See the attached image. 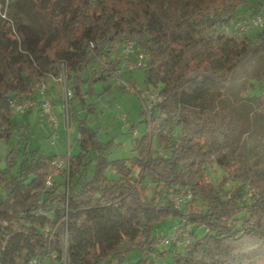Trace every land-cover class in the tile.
Masks as SVG:
<instances>
[{
    "label": "trees",
    "instance_id": "obj_1",
    "mask_svg": "<svg viewBox=\"0 0 264 264\" xmlns=\"http://www.w3.org/2000/svg\"><path fill=\"white\" fill-rule=\"evenodd\" d=\"M156 2L154 9L149 0H67L61 12L48 16L52 38L35 36L20 20L0 25L7 39L0 50V139L14 126L11 101L34 99L40 82L61 75V65L72 92L68 117L75 116V101L93 108L85 97L92 84L112 79L121 64V52H114L127 38L148 52L140 69L146 86L161 96L148 118L142 110L145 130L134 138L130 158L109 160L106 143L83 119L79 151L50 185L45 181L56 154L25 148L18 163L19 149L9 152L7 168L0 170V264L41 263L52 252L57 264H124L133 249L141 256L127 264H152L150 256L163 253L153 231L167 218L204 228L200 236L189 230L190 241L168 264H264V160L254 158L242 137L264 144L258 121L244 109L250 102L264 114V29L242 36L216 68L205 57L195 60L212 48L211 38L197 33L216 25L220 38L228 35L222 29L246 18L237 8L247 0ZM69 22L75 25L69 28ZM172 49L178 59L167 69ZM254 54L260 70L234 81ZM217 84L224 99L206 105ZM181 189L191 200L178 210L169 194Z\"/></svg>",
    "mask_w": 264,
    "mask_h": 264
},
{
    "label": "rangeland",
    "instance_id": "obj_2",
    "mask_svg": "<svg viewBox=\"0 0 264 264\" xmlns=\"http://www.w3.org/2000/svg\"><path fill=\"white\" fill-rule=\"evenodd\" d=\"M156 1L149 0L150 5L154 9L157 7ZM163 1L166 3L167 0ZM66 2L67 0H5L3 6L0 5V25L4 20H10L11 22L20 20L31 25L35 36L52 38L55 36V29L52 27L48 16L53 15L54 12H61ZM259 2L262 4L259 6V9H264V0H247L246 4L237 8V12L243 14L245 17L251 16L255 11L259 10L257 8L253 9ZM262 19H264V14H262ZM73 25H75V22H69V28ZM261 29H264V20H262V23L256 29L246 32L245 35L251 37L255 31ZM220 33V28L216 25L205 27L197 33L198 36L205 37L206 39L211 38L212 48L205 53L195 55V60L205 57L217 68L221 62L227 59L229 53L236 50L238 44L243 39L242 37L237 38L232 34L220 38ZM6 44L7 39L0 30V50ZM122 48L123 45L114 53H120ZM177 59V50H169L165 58L166 68L169 69ZM0 60H2L1 54ZM259 70L258 57L254 54L234 76V81L243 80L245 77ZM5 75L9 76L7 71H5ZM122 77L130 83L127 89L120 88V85L116 84L113 79L92 84L93 90L86 95L85 102L93 104V108L88 110L83 107L81 102L75 101L76 103L72 108L75 116L68 117V119H66L64 109L62 108L64 103L63 87L60 82H53L51 91L54 100L51 110L58 122L57 127L55 128L47 120V109L40 108L39 106L13 113L11 118L14 126L11 134L7 138L0 139V170L7 168V156L13 148H18L20 151L18 163L23 158L21 153L25 148L38 149L45 155L56 154L60 158L76 154L79 151L77 137L78 124L81 119L87 120L89 127L95 131V138L97 140L106 143L105 155L109 160L132 157L135 154L133 151L134 138L145 130L142 102L146 94L154 90V86L151 84L148 87L146 86L142 69L124 70ZM255 83L257 84V82ZM160 86L159 84L158 87L160 88ZM223 89V86L220 84L212 86L204 99L206 105L213 98L215 100L218 98V101H222L224 99ZM83 90L89 92L87 83L83 85ZM35 98L41 101L42 95L38 92ZM249 103L244 109L246 111L250 110L252 119L258 121L260 131L264 132V114L259 113ZM56 106L61 109L58 111ZM134 130L138 132L136 135L133 134ZM55 134H57V137L53 138L52 136ZM242 137L247 147L254 153V158L264 160V144L256 142L248 134H243ZM10 169L11 171H15L16 166L10 167ZM105 172L108 177H114L111 169H106ZM54 178L60 180L57 176ZM175 220L177 218L163 220L155 227L153 236L169 233ZM185 228L193 231L197 236L204 234V228L201 226L191 224ZM179 250V246L175 245L158 247V251L163 253L158 256L152 254L150 256L153 261L152 264H168L172 260L173 255ZM140 256L141 254L138 250H129L125 253L123 262L124 264L134 262ZM116 263L117 260L114 259L112 264ZM41 264H50L49 258H45Z\"/></svg>",
    "mask_w": 264,
    "mask_h": 264
},
{
    "label": "built area",
    "instance_id": "obj_3",
    "mask_svg": "<svg viewBox=\"0 0 264 264\" xmlns=\"http://www.w3.org/2000/svg\"><path fill=\"white\" fill-rule=\"evenodd\" d=\"M262 13L261 12H255L253 15L248 16L246 18L240 19L236 21L233 28H227L224 27L222 31L225 34H232L235 37H242L245 35L246 32L258 27L262 23ZM123 48L121 51V64L119 68L115 71L114 75L112 76V79L114 82L118 85L122 86H129L128 81L122 77V73L124 70H136L144 67L146 64V61L149 57L148 52L141 49L140 45L138 44L135 37L127 38L122 42ZM90 48L93 47V43H89ZM62 72L59 76V80L63 83V96H64V103L62 105V108L64 109L66 119H68V108H69V99L72 96V92L69 89V87L65 83L64 79V73H63V65H61ZM48 84L45 81L40 82L38 91L42 95L41 101L37 99H28L24 101H16L15 99L11 101V106L13 113L19 112L21 110L31 108L34 106H39L40 108L47 109V120L56 128L58 125V122L56 120V117L54 113L52 112V98L47 93ZM161 100V96L155 91H149L146 94L145 99L142 102L143 105V111L146 115V118H148V112L153 104ZM138 132L136 130L133 131V134L136 135ZM53 138L57 137V134L52 136ZM161 153V152H160ZM68 166V156H64L62 158L56 157L52 161V168L50 173L48 174L46 178V185H50L52 182L53 177L58 175L62 168H67ZM248 194L253 193V189L250 187H247ZM170 201L173 202L174 206L181 210L185 202H188L191 200V193L188 192L185 189H181L179 191H174L169 194ZM172 230L165 234V235H159L157 238V246H169V245H175L182 247L186 245L191 238L189 229H186L181 224L174 223L171 226ZM55 257L56 254L54 252L50 253L49 259L52 261V264L55 263ZM30 264H41L37 258H33L30 261Z\"/></svg>",
    "mask_w": 264,
    "mask_h": 264
},
{
    "label": "crops",
    "instance_id": "obj_4",
    "mask_svg": "<svg viewBox=\"0 0 264 264\" xmlns=\"http://www.w3.org/2000/svg\"><path fill=\"white\" fill-rule=\"evenodd\" d=\"M45 82L48 84V89H47V93L51 96V98H52V102H53V93H52V91H51V88H52V85H53V82H60L61 83V85H62V87H63V83H62V81L61 80H59V77H57V78H55V77H48L46 80H45ZM63 90V89H62ZM39 91H37V93H38ZM34 99H36L35 97H34ZM56 109L59 111L61 108L60 107H57L56 106ZM49 261H50V264H52V261L49 259Z\"/></svg>",
    "mask_w": 264,
    "mask_h": 264
}]
</instances>
